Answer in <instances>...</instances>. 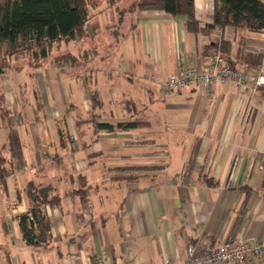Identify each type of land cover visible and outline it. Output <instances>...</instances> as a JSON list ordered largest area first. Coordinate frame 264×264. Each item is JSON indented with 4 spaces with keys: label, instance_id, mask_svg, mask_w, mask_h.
Returning <instances> with one entry per match:
<instances>
[{
    "label": "crops",
    "instance_id": "0c3cea01",
    "mask_svg": "<svg viewBox=\"0 0 264 264\" xmlns=\"http://www.w3.org/2000/svg\"><path fill=\"white\" fill-rule=\"evenodd\" d=\"M134 1L91 0L85 35L0 73V264H164L183 262L189 242L264 241V87L159 91L222 40L251 85L264 33L207 28L214 0H194V32L185 15L130 9ZM128 121L140 124L96 128ZM29 182L60 197L40 206L50 227L39 245L18 218L32 206Z\"/></svg>",
    "mask_w": 264,
    "mask_h": 264
},
{
    "label": "trees",
    "instance_id": "16d2710c",
    "mask_svg": "<svg viewBox=\"0 0 264 264\" xmlns=\"http://www.w3.org/2000/svg\"><path fill=\"white\" fill-rule=\"evenodd\" d=\"M90 2L91 0H0V73L12 66L20 67L22 62L19 60L24 58L28 64L36 66L46 60L56 42L85 35V24L91 17ZM130 9L182 14L186 16L188 31L199 29L194 16V0H136ZM226 26L244 27L251 32L264 33V0H214L213 21L206 27L213 29ZM213 45H220L222 53L229 48L228 42L224 40ZM261 61L262 56L258 55L252 63H248L259 67ZM230 66L235 67L233 64ZM91 97L95 108L98 104L96 94L92 93ZM139 124V121L97 123L96 128L113 131L135 128ZM4 163L5 160L0 158V180L8 174ZM27 192L32 206L28 213L19 215V223L26 242L39 245L47 241L50 227L40 206L46 203L56 204L60 197L50 195L47 188L37 187L32 182L28 183Z\"/></svg>",
    "mask_w": 264,
    "mask_h": 264
},
{
    "label": "built area",
    "instance_id": "2783aa9c",
    "mask_svg": "<svg viewBox=\"0 0 264 264\" xmlns=\"http://www.w3.org/2000/svg\"><path fill=\"white\" fill-rule=\"evenodd\" d=\"M263 63L264 49L259 70L250 85L247 73L238 67L230 66L217 45L205 56L204 64L178 68L160 83L159 88L165 94L179 92L189 84L208 87L217 81H231L238 87H249L252 92H256L260 87H264ZM261 255H264V241L252 237H231L203 250L197 243L189 242L183 262L166 260L164 264H240L250 256Z\"/></svg>",
    "mask_w": 264,
    "mask_h": 264
},
{
    "label": "rangeland",
    "instance_id": "374dc122",
    "mask_svg": "<svg viewBox=\"0 0 264 264\" xmlns=\"http://www.w3.org/2000/svg\"><path fill=\"white\" fill-rule=\"evenodd\" d=\"M24 60H26V58L19 60V62L21 61L22 63H24ZM159 91H160V88H159ZM160 97H162L161 94H160ZM161 109H162V108H161Z\"/></svg>",
    "mask_w": 264,
    "mask_h": 264
}]
</instances>
